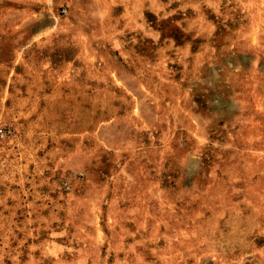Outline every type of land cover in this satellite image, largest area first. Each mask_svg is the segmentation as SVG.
<instances>
[{"label":"rangeland","instance_id":"rangeland-1","mask_svg":"<svg viewBox=\"0 0 264 264\" xmlns=\"http://www.w3.org/2000/svg\"><path fill=\"white\" fill-rule=\"evenodd\" d=\"M0 264H264V0H0Z\"/></svg>","mask_w":264,"mask_h":264}]
</instances>
